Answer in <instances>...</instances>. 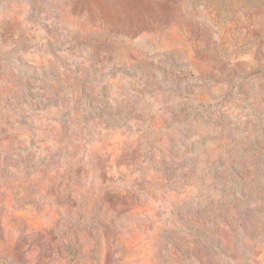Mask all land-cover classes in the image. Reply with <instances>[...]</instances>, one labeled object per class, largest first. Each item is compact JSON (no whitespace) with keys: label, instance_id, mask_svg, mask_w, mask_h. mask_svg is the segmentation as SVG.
I'll return each mask as SVG.
<instances>
[{"label":"rangeland","instance_id":"374dc122","mask_svg":"<svg viewBox=\"0 0 264 264\" xmlns=\"http://www.w3.org/2000/svg\"><path fill=\"white\" fill-rule=\"evenodd\" d=\"M23 2L28 8L26 22L34 23L36 0ZM213 2L217 7L207 17L197 13L183 20L178 25L180 37L163 53L139 60L134 71L114 62L121 54L116 41L77 34L68 51L76 54L82 46L92 47L91 72L65 65L69 75L63 85L58 77L57 85L51 82L55 72L50 57L55 45L48 38L47 24H40L45 33L40 39L21 33L22 47L32 49L35 63L24 61L16 48L3 57L10 72L7 85L0 73V188L7 168L20 174L17 179L34 174L38 157L40 163L47 158L48 139L57 124L60 133L67 134L68 123L61 121L68 114H48V109L66 105L67 97L61 93L71 88L74 110L86 105L89 111L83 122L96 121L110 130L112 143L122 147L121 161L145 155L164 181L180 180L187 188L200 163L198 145L202 149L207 166L203 172L220 189L222 200L193 199L175 207L172 222L178 231L166 230L159 237L162 264H179L180 257L216 264L214 255L235 260L236 255L222 242L235 231L236 222L250 235L245 226L249 218L264 215V195H256L259 177L264 176V0ZM194 3L200 6L204 0ZM94 6L105 13L112 25L110 32L130 38L142 31L162 34L176 20L175 0H77L73 12L87 9L92 18ZM113 11L116 15H109ZM17 27L0 25V46L13 40ZM124 53L137 61L127 49ZM118 73L121 80H134L119 84L131 89L132 99L112 96L105 81L115 80ZM69 76L71 84H67ZM194 136L199 140H193ZM209 142L216 143L217 149L225 148L215 160L203 148ZM249 176L257 179L248 180ZM259 192L264 193V188ZM256 199L261 203L249 208V202ZM110 204L115 206L111 200ZM188 244L192 247L184 246ZM105 256V264H112L111 253ZM262 262L264 253H257L255 264Z\"/></svg>","mask_w":264,"mask_h":264},{"label":"clouds","instance_id":"9594fccd","mask_svg":"<svg viewBox=\"0 0 264 264\" xmlns=\"http://www.w3.org/2000/svg\"><path fill=\"white\" fill-rule=\"evenodd\" d=\"M76 2L36 0L35 22L28 23L25 20L28 8L23 0H0V25H18L13 40L0 46V73L5 85L10 69L4 63V55L16 48L24 61L35 63L32 49L22 47L24 42L19 36L23 33L40 39L45 34L41 23L51 29L48 38L55 45L50 57L55 72L51 82L57 85L58 77L63 85L64 77L69 75L67 68L79 65L82 73L84 70L91 72L92 47L82 46L76 54L68 51L77 34L106 36L116 41L121 46V54L114 62L118 67L122 65L134 71V64L139 60L163 53L180 37L179 23L197 13L207 17L208 12L217 7L213 0H204L200 6L194 0H175L176 20L162 34L142 31L130 38L109 31L112 25L100 7H93L92 18L87 9L74 13ZM109 15L116 13L113 11ZM120 15L123 18V14ZM124 49L135 55L137 61L129 60ZM133 81L121 80L118 73L115 80L107 79L105 83L111 86L112 96L129 100L133 98L131 89L119 87V84ZM67 84H71L70 76ZM61 95L67 97V104L49 108L48 114H68L61 121L68 123L67 134H61L60 125H56V132L48 139L51 147L49 153L44 154L47 158L40 163L38 157L36 171L30 178L17 179L20 174L15 169H6L0 188L3 194L0 196V264H105V253L109 252L112 264H162L159 237L166 230L178 231L172 222L175 207L193 199L222 200L220 189L213 187L203 172L207 166L205 155L200 154L202 149L198 145L200 163L195 176L188 182L189 187H183L184 182L180 180L169 183L161 178L145 155L136 161H121L122 147L112 143L110 130L96 121L83 122L82 117L89 109L81 104L78 111L74 110L75 97L71 88H66ZM193 140L198 141L199 137L194 136ZM216 143L203 146L212 160L225 151V148L217 149ZM144 151L147 153V148ZM255 179L256 176L248 177V180ZM260 188H264V176L259 177L256 195H264L259 192ZM260 203L256 199L250 201L248 207L255 209ZM245 226L250 235H245L236 222L235 231L222 242L236 259L214 255L216 264H255L256 254L264 253V215L250 217ZM184 246L192 247L191 244ZM179 264H198V261L180 257Z\"/></svg>","mask_w":264,"mask_h":264}]
</instances>
